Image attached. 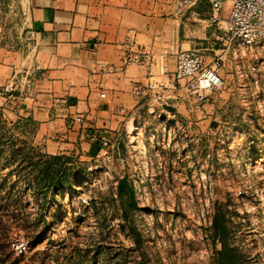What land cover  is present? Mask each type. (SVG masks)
<instances>
[{
    "label": "rangeland",
    "instance_id": "rangeland-1",
    "mask_svg": "<svg viewBox=\"0 0 264 264\" xmlns=\"http://www.w3.org/2000/svg\"><path fill=\"white\" fill-rule=\"evenodd\" d=\"M183 12V49L209 63L222 46L207 7ZM34 45L26 0H0V66L31 75L25 95ZM224 59L199 109L182 89L138 104L106 145L56 154L0 97V264H264V51L233 44Z\"/></svg>",
    "mask_w": 264,
    "mask_h": 264
},
{
    "label": "crops",
    "instance_id": "crops-1",
    "mask_svg": "<svg viewBox=\"0 0 264 264\" xmlns=\"http://www.w3.org/2000/svg\"><path fill=\"white\" fill-rule=\"evenodd\" d=\"M26 13L35 45L32 62L18 63L32 64L33 73L20 119L33 123L48 154L83 146L89 135L108 140V128L146 104L132 95V87L151 78L168 81L187 36L185 13L172 0H26ZM126 40L164 56L167 69L157 65L153 76L135 65L102 72V65L119 67ZM13 68L0 66L5 80Z\"/></svg>",
    "mask_w": 264,
    "mask_h": 264
},
{
    "label": "built area",
    "instance_id": "built-area-1",
    "mask_svg": "<svg viewBox=\"0 0 264 264\" xmlns=\"http://www.w3.org/2000/svg\"><path fill=\"white\" fill-rule=\"evenodd\" d=\"M203 3L208 7V20L214 27L216 40L222 49L219 56L209 63L194 50H179L175 53V69L168 81L148 79L145 84L132 87L133 96L145 99L147 105L163 106L171 95L178 97L182 89L195 97L193 107L199 109L209 94L218 93L223 87L224 57L233 44L246 48H260L264 51V0H172L176 11H184L196 4ZM122 55L118 68L101 66L102 72L122 71L126 67L135 65L145 69L149 76H153V68L163 63L164 56L156 57L152 52L134 48L133 43L126 40L121 45ZM251 67V72H256ZM18 73V72H17ZM14 72L0 85V97L7 99L11 110L20 114L26 95L23 90L31 75L25 72L18 75ZM258 84V79H254ZM80 117L76 121L80 122ZM90 143L106 144L104 137L89 135ZM13 252L18 256L24 251L22 241L12 244Z\"/></svg>",
    "mask_w": 264,
    "mask_h": 264
},
{
    "label": "bare ground",
    "instance_id": "bare-ground-1",
    "mask_svg": "<svg viewBox=\"0 0 264 264\" xmlns=\"http://www.w3.org/2000/svg\"><path fill=\"white\" fill-rule=\"evenodd\" d=\"M134 130H136L135 128H132L131 131L133 132Z\"/></svg>",
    "mask_w": 264,
    "mask_h": 264
},
{
    "label": "trees",
    "instance_id": "trees-1",
    "mask_svg": "<svg viewBox=\"0 0 264 264\" xmlns=\"http://www.w3.org/2000/svg\"><path fill=\"white\" fill-rule=\"evenodd\" d=\"M52 159H57V157H54V158H52Z\"/></svg>",
    "mask_w": 264,
    "mask_h": 264
}]
</instances>
